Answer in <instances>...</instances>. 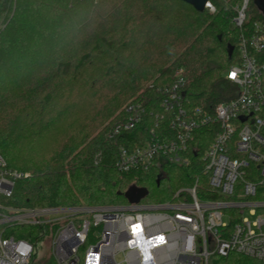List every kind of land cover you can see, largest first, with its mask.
Segmentation results:
<instances>
[{
    "label": "trees",
    "instance_id": "obj_1",
    "mask_svg": "<svg viewBox=\"0 0 264 264\" xmlns=\"http://www.w3.org/2000/svg\"><path fill=\"white\" fill-rule=\"evenodd\" d=\"M210 1L214 13L181 0H0V154L11 170L29 174L16 182L11 204L128 206L126 193L136 187L147 191L140 203L153 205L194 185L200 199H218L203 159L217 123L196 133L188 166L115 168L120 144L133 149L148 141L162 111L160 89L177 69H185L188 110L213 116L237 98L226 73L241 62L240 35L251 36L264 16L247 14L239 30L232 25L242 0ZM254 56L264 63V51ZM130 103L146 108L144 119L111 143L107 130ZM16 237L29 239L25 231ZM211 264L260 263L231 254Z\"/></svg>",
    "mask_w": 264,
    "mask_h": 264
},
{
    "label": "built area",
    "instance_id": "obj_2",
    "mask_svg": "<svg viewBox=\"0 0 264 264\" xmlns=\"http://www.w3.org/2000/svg\"><path fill=\"white\" fill-rule=\"evenodd\" d=\"M251 1L237 7L235 28L244 29ZM206 9L216 11L211 1ZM239 50L240 64L226 73L238 88L236 99L219 104L213 116L188 110L185 69L179 68L174 82L160 89L162 111L148 141L117 149L120 173L188 166L196 133L217 123L219 132L203 156L217 200L200 199L194 185L162 204L20 207L10 200L16 182L29 174L11 170L0 154V264H211L213 257L231 254L264 264V199H255L264 187V63L254 56L264 51L262 23H254L251 36L240 35ZM146 112L140 103L128 104L107 139L117 144ZM24 231L29 239L16 237Z\"/></svg>",
    "mask_w": 264,
    "mask_h": 264
},
{
    "label": "water",
    "instance_id": "obj_3",
    "mask_svg": "<svg viewBox=\"0 0 264 264\" xmlns=\"http://www.w3.org/2000/svg\"><path fill=\"white\" fill-rule=\"evenodd\" d=\"M191 6H193L198 12H204L206 10V4L210 0H181ZM257 9L264 16V0H252ZM185 97V94H184ZM161 177L158 182H160ZM147 196V191L144 189H139L136 187H131L130 190L126 193L131 204H139L140 201Z\"/></svg>",
    "mask_w": 264,
    "mask_h": 264
},
{
    "label": "rangeland",
    "instance_id": "obj_4",
    "mask_svg": "<svg viewBox=\"0 0 264 264\" xmlns=\"http://www.w3.org/2000/svg\"><path fill=\"white\" fill-rule=\"evenodd\" d=\"M242 2V1H241ZM241 5V4H240ZM239 5V6H240ZM237 9V7H236ZM211 12V11H210ZM258 12H260L257 7L253 4H250L248 6V10H247V14L250 16H253V17H257L258 16ZM213 13V12H212ZM261 13V12H260ZM2 24V18H0V26ZM232 27L234 28V26L232 25ZM156 202V201H155ZM157 203V202H156ZM243 257V256H242ZM244 258H247V257H244ZM247 259H250V258H247ZM253 261V259H251ZM255 261V260H254ZM259 263V262H258Z\"/></svg>",
    "mask_w": 264,
    "mask_h": 264
}]
</instances>
